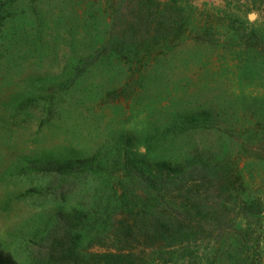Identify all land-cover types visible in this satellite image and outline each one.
Here are the masks:
<instances>
[{"label":"rangeland","instance_id":"rangeland-1","mask_svg":"<svg viewBox=\"0 0 264 264\" xmlns=\"http://www.w3.org/2000/svg\"><path fill=\"white\" fill-rule=\"evenodd\" d=\"M175 1L193 20L192 34L215 33L210 45L187 41L139 72L123 58H105L69 87L77 67L109 37L116 0H0V250L20 264L29 263L30 242L58 211L94 203L103 207L104 222L127 160L178 163L196 150L229 154L240 161L244 198L264 209V161L243 155L222 128H197L187 119L205 108L221 126H241L236 138L245 140L248 129L261 132L264 0ZM59 86L66 90L57 92ZM88 158L100 173L75 178L77 186L63 196L42 195L51 180L24 170ZM100 222L87 228L83 248ZM246 252L234 240L199 244L172 264H243Z\"/></svg>","mask_w":264,"mask_h":264},{"label":"trees","instance_id":"trees-1","mask_svg":"<svg viewBox=\"0 0 264 264\" xmlns=\"http://www.w3.org/2000/svg\"><path fill=\"white\" fill-rule=\"evenodd\" d=\"M110 13L109 37L77 67L69 87L102 59L118 56L139 72L187 41L210 45L215 36L210 30L192 34L193 20L175 0H116ZM61 89L55 87L57 92ZM187 119L197 128H222L243 155L264 161L263 121L257 123L263 126L261 132L253 134L248 129L250 135L244 140L236 138L241 126H221L209 109L200 108ZM94 163V158L49 160L24 170L51 180L42 195L63 196L74 190L75 178L100 173ZM121 173L116 206L107 210L104 222L103 207L94 203L86 209L58 211L44 233L30 242L28 264H172L184 250L231 240L251 249L240 256L243 264H263L264 209H259L260 202L244 198L246 187L236 158L196 150L178 163L127 160ZM97 219L101 230L83 248V235ZM241 220L247 224L239 226ZM253 223L260 230L253 229ZM96 247L101 252L90 254L89 249ZM0 264L20 263L0 250Z\"/></svg>","mask_w":264,"mask_h":264}]
</instances>
